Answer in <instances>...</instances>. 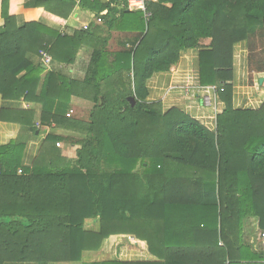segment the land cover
I'll return each instance as SVG.
<instances>
[{
	"label": "trees",
	"instance_id": "trees-1",
	"mask_svg": "<svg viewBox=\"0 0 264 264\" xmlns=\"http://www.w3.org/2000/svg\"><path fill=\"white\" fill-rule=\"evenodd\" d=\"M9 4L2 0L0 118L34 136L37 125L70 133L50 132L30 168L26 141L0 145V264H264L245 233L251 217L264 232V103L233 106L234 45L264 36V0H148L146 10L128 0H33L62 24L77 7L102 19L72 33L18 26ZM83 49L82 77L60 67ZM188 52L198 53V86H216L226 103L215 131L148 101V79ZM42 53L52 57L45 68L32 59ZM74 98L92 103L87 117L69 115ZM62 142L78 147L75 160ZM112 235L145 241L155 259L84 262Z\"/></svg>",
	"mask_w": 264,
	"mask_h": 264
},
{
	"label": "crops",
	"instance_id": "crops-1",
	"mask_svg": "<svg viewBox=\"0 0 264 264\" xmlns=\"http://www.w3.org/2000/svg\"><path fill=\"white\" fill-rule=\"evenodd\" d=\"M108 1V0H102ZM10 13L17 18L18 26L32 21L42 22L43 24L59 29L63 33H72L76 29H83V24L96 23V14L89 10H83L77 7L72 16L61 23V18L48 13L43 7H36L33 0H10L9 4ZM5 24L2 16V0H0V28ZM90 25V26H91ZM85 30V29H84ZM117 33V32H115ZM211 39L207 38L202 41L203 45H209ZM249 46L247 40L240 41L234 45L233 51V78H234V96L233 106L235 108H251L257 109L264 103V72H254L255 83H250V65H249ZM88 52L83 49L73 66H60L62 69L66 68L68 74L75 77H82L85 74L86 65L89 62L90 55L86 57L85 53ZM90 52V51H89ZM35 63H41L45 68L43 57H33ZM65 69V71H66ZM83 74V75H81ZM261 79L263 81L261 82ZM199 82V69H198V53H186L182 61L174 65L171 70L164 72H156L147 81L149 91L148 101L160 102L164 112L172 108H178L185 112L188 116L200 120L208 129L216 130V117L226 108V103L217 94H212L206 102L204 97L198 91ZM73 109L70 114L84 115L89 114L92 103L79 98H74ZM5 103L3 96L0 93V113ZM9 105L17 106L18 103H9ZM20 106L24 108H31L32 105L26 102H21ZM37 108V113H40V108ZM40 129L34 136L26 128L18 123L6 121L0 118V145L10 143L12 140L26 141V148L22 158V165L24 167H32L36 158L40 154L43 143L50 132L67 135L70 132L55 129L53 130L47 126H39ZM63 155L71 160L77 158V146L73 144H66L62 142ZM91 221V220H89ZM94 225L87 229L91 231H100V223L93 220ZM120 235H112L106 239L103 246L97 251H86L83 255L84 262H97V261H121V262H137V261H152L155 258L150 254L148 246L145 241L138 240V245L142 248L130 249L131 247L122 246L121 242H112V239L123 240L127 236L122 235L124 238L120 239ZM134 238V237H133ZM131 246V245H130ZM6 264H40L37 262H8ZM60 264V263H51ZM81 264V263H78Z\"/></svg>",
	"mask_w": 264,
	"mask_h": 264
},
{
	"label": "rangeland",
	"instance_id": "rangeland-1",
	"mask_svg": "<svg viewBox=\"0 0 264 264\" xmlns=\"http://www.w3.org/2000/svg\"><path fill=\"white\" fill-rule=\"evenodd\" d=\"M118 33H115V38L111 42V47L112 49H117V37ZM248 46H249V65H250V83L253 85L255 83V76L254 72H264V36L261 30H258L255 35H253L251 38L247 40ZM90 55V52L85 53V57ZM88 64V63H87ZM66 66V65H64ZM73 66V65H72ZM87 66V65H86ZM69 66H67L68 68ZM66 69V68H64ZM86 70V69H85ZM67 71V69H66ZM83 75V74H81ZM74 115V114H73ZM81 115V114H80ZM83 117H87L88 113L82 115ZM78 137V136H75ZM64 145V144H62ZM97 223V221H95ZM88 227L94 225L93 220L87 222ZM261 232H263L260 227H259V219L255 217H251L247 219L246 223V239L251 242L254 246H256L258 249H263L264 250V238L261 237ZM120 239H123L124 237L122 235L119 236ZM134 237V236H133ZM127 237L124 238L122 241L121 240H113L115 243L121 242L122 246H127L131 247L130 249H139L142 250L140 246H137V240L135 237ZM147 244V243H146ZM118 245V243H117ZM131 245V246H130ZM60 264H78V263H60Z\"/></svg>",
	"mask_w": 264,
	"mask_h": 264
},
{
	"label": "built area",
	"instance_id": "built-area-1",
	"mask_svg": "<svg viewBox=\"0 0 264 264\" xmlns=\"http://www.w3.org/2000/svg\"><path fill=\"white\" fill-rule=\"evenodd\" d=\"M148 0H128V4H129V8L132 10H146V2ZM96 22L101 23L102 19L100 17H96L95 18ZM90 23H85L83 24V29H88L90 27ZM42 57L44 60L45 64H51L52 62V57L49 54L46 53H42ZM198 91L199 93L202 95V97H204V99L206 100V102H210V98L212 94H218L217 93V87L216 86H201L198 87ZM58 146H61L60 143L57 144ZM19 173H23L22 169H19ZM261 237L264 238V232H261Z\"/></svg>",
	"mask_w": 264,
	"mask_h": 264
},
{
	"label": "water",
	"instance_id": "water-1",
	"mask_svg": "<svg viewBox=\"0 0 264 264\" xmlns=\"http://www.w3.org/2000/svg\"><path fill=\"white\" fill-rule=\"evenodd\" d=\"M262 81H263V79H261V82H262ZM135 100H136V99H135L134 97H131V98H130V101H131L133 104L135 103Z\"/></svg>",
	"mask_w": 264,
	"mask_h": 264
}]
</instances>
